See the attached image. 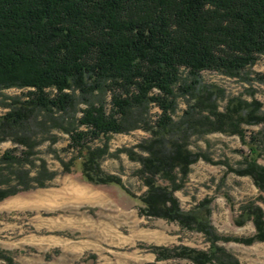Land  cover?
<instances>
[{
    "label": "trees",
    "instance_id": "trees-1",
    "mask_svg": "<svg viewBox=\"0 0 264 264\" xmlns=\"http://www.w3.org/2000/svg\"><path fill=\"white\" fill-rule=\"evenodd\" d=\"M260 55L264 0H0V90L27 89L22 99L4 104L8 109L0 114V143L20 147L0 155V200L45 187L55 176L33 157L39 142L32 123L40 112L57 126L55 114L75 122L61 126L72 157L59 160L60 166L68 172L78 160L83 179L93 184L122 187L116 175L101 169L107 145L96 141L141 129L147 137L136 144L138 151L122 150L139 164L145 187L138 196L140 213L200 232L208 242L205 250L151 246L155 258L144 264L169 259L239 264L218 242H264V164L259 162L264 132L246 139L244 129L264 127V110L258 100L238 97L219 109L217 92L200 88V75L215 71L237 77ZM183 71L189 83L182 82ZM177 90L189 100L174 119ZM78 102L84 107L76 108ZM150 104L159 111L153 121ZM209 133L236 135L246 148L237 167L218 163L227 172L249 177L258 191L239 205L235 221H251V235L217 234L209 221L210 198L185 211L175 196L193 163L211 162L189 148L192 136Z\"/></svg>",
    "mask_w": 264,
    "mask_h": 264
},
{
    "label": "rangeland",
    "instance_id": "rangeland-1",
    "mask_svg": "<svg viewBox=\"0 0 264 264\" xmlns=\"http://www.w3.org/2000/svg\"><path fill=\"white\" fill-rule=\"evenodd\" d=\"M183 81L190 82L185 71L182 72ZM201 86L217 92L216 103L221 110L232 97L247 101L256 99L264 110V55L237 77L203 71ZM26 92L27 89L15 87L1 89L0 114L8 109L4 104L10 103L12 98L22 99ZM186 100H189L188 95L178 93L174 119L182 115ZM105 101L108 105L109 95ZM79 102L76 108H83ZM78 109L73 112L74 118L80 116ZM158 112L155 105H149L151 121ZM54 116L59 118L61 126L75 123L69 117L61 121L58 114ZM36 117L32 123L36 125L33 137L39 142L33 156L35 164L42 159L46 169L55 176L45 187L0 200V264H9L8 259L11 264H144L155 258L151 246L208 248L202 233L140 213L138 196L145 187L138 177L139 164L122 150L129 148L137 152L136 144L147 137L143 130L111 134L106 140L96 141L97 145H107L101 169L116 175L122 187L93 184L83 179L78 160L68 172L62 171L59 160L68 161L72 157L67 147L68 135L44 113ZM244 129L246 139L250 133L264 132L262 125L244 126ZM15 146L11 141L1 142L0 155ZM189 148L206 154L211 162L199 159L190 166L183 187L175 192L180 207L186 211L204 198H210L209 221L217 234L251 235L254 232L251 221L242 225L235 221L239 219V205L255 198L258 191L249 177L227 172L225 166L218 163L223 161L237 167L241 151L246 152L245 146L236 135L209 133L192 136ZM259 162L264 164V149ZM218 245L234 255L239 264H264V242L245 245L219 241ZM158 264L192 263L185 259H169Z\"/></svg>",
    "mask_w": 264,
    "mask_h": 264
}]
</instances>
